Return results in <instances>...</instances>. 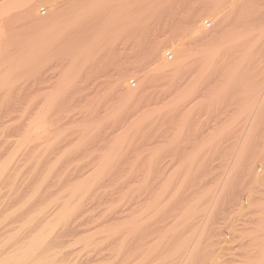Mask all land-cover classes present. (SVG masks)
<instances>
[{
    "label": "rangeland",
    "instance_id": "374dc122",
    "mask_svg": "<svg viewBox=\"0 0 264 264\" xmlns=\"http://www.w3.org/2000/svg\"><path fill=\"white\" fill-rule=\"evenodd\" d=\"M0 5V264H264V0Z\"/></svg>",
    "mask_w": 264,
    "mask_h": 264
},
{
    "label": "bare ground",
    "instance_id": "6f19581e",
    "mask_svg": "<svg viewBox=\"0 0 264 264\" xmlns=\"http://www.w3.org/2000/svg\"><path fill=\"white\" fill-rule=\"evenodd\" d=\"M1 2H2V1H1ZM5 3H6V2H5ZM3 5H4V4H3ZM0 6H1V5H0ZM11 9H12V8H11ZM27 9H29V8H27ZM6 24H7V23H6ZM0 28H1V27H0ZM0 64H1V63H0ZM40 88H41V87H40ZM42 88H43V87H42ZM3 109H4V108H3ZM2 115H3V114H2ZM6 119H7V118H6ZM0 120H1V119H0ZM43 126L45 127L44 123H40V122H39V124H38L36 127L33 128L34 130H33L32 132H33L34 134H33V133H32V134H33V137H34L35 139H36V137H35L34 135H36V136L38 135V136H39V133H40V132L43 131L42 134L45 132L44 129H46V128H44ZM45 133H46V132H45ZM38 136H37V137H38ZM31 137H32V136H31ZM35 139H34V141H35ZM34 141H33V142H34ZM18 144H19V143H18ZM35 144H36V142H35ZM2 146H3V145H2ZM22 146H23V145H22ZM24 146H25V145H24ZM33 146H34V145H33ZM37 146H38V145H37ZM22 155H23V154H22ZM16 157H17V156H16ZM25 157H26V156H25ZM16 159H17V158H16ZM28 159H30V158H28ZM28 159H27V160H28ZM4 160H5V159H4ZM14 160H15V159H14ZM27 160H26V161H27ZM19 161H20V160H19ZM5 162H6V161H5ZM18 163H19V162H18ZM4 164H5V163H4ZM7 165H8V164H7ZM14 165H15V164H14ZM23 166H24V165H23ZM11 167H13V166H11ZM2 169H3V168H2ZM16 170H17V169H16ZM0 171H2V170L0 169ZM11 173H12V172H11ZM1 175H2V174H1ZM1 175H0V178H3V177H2L3 175H2V176H1ZM10 175H11V174H10ZM14 175H15V174H14ZM7 177H8V176H7ZM13 177H14V176H13ZM73 229H74V228H73ZM70 231H71V230H70ZM71 232H72V231H71ZM73 233H74V232H72V235H73ZM75 234H76V233H75ZM75 234H74V235H75ZM77 234H78V233H77ZM74 235H73V236H74ZM37 244H38V243H37ZM101 249H102V248H101ZM28 250H29V249H28ZM26 252H30V251H26ZM93 253H94V252H93ZM101 254H102V253H101ZM26 255H27V254H26ZM97 257H98V256H97ZM97 257H96V258H97ZM98 259H99V258H98ZM90 261H92V260H90Z\"/></svg>",
    "mask_w": 264,
    "mask_h": 264
}]
</instances>
